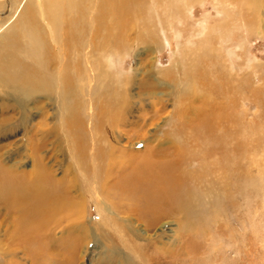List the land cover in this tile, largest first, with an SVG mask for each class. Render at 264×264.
<instances>
[{
	"label": "rangeland",
	"instance_id": "rangeland-1",
	"mask_svg": "<svg viewBox=\"0 0 264 264\" xmlns=\"http://www.w3.org/2000/svg\"><path fill=\"white\" fill-rule=\"evenodd\" d=\"M19 1L0 0V24L12 13L9 24L18 21L27 0L15 12ZM128 1L147 4L127 31L132 51L103 59L110 85L108 77L94 80L92 100L76 101L70 116L57 92L23 100L0 88L4 167L27 178L45 161L55 179L74 184L69 196L83 203L81 211L63 212L70 214L45 244L30 245L26 256L0 254V264H264V0ZM142 33L146 42L138 43ZM187 80L196 91L181 85ZM81 88L79 82V96ZM117 88L131 107L114 125L108 94ZM69 119L78 126L68 127ZM182 142L185 165L174 161ZM100 149L104 160L97 162ZM153 150L164 170L183 165L186 200L170 190L160 200L151 190L116 191L122 176L111 173L104 183L97 178L141 166ZM147 163L149 172L157 166ZM164 170L171 181L174 174ZM18 218L0 199L1 253L19 230Z\"/></svg>",
	"mask_w": 264,
	"mask_h": 264
},
{
	"label": "bare ground",
	"instance_id": "bare-ground-1",
	"mask_svg": "<svg viewBox=\"0 0 264 264\" xmlns=\"http://www.w3.org/2000/svg\"><path fill=\"white\" fill-rule=\"evenodd\" d=\"M21 1L16 2L18 3L16 5L14 4L15 12H17L16 9L21 8L19 7ZM134 1L138 3L139 0ZM249 1L251 0H245V2ZM146 5L130 4L128 0H27L24 7H22L23 11L20 9L22 14L18 12L20 18L17 22L9 24L14 18L15 13H12L13 15H9L0 24V88L5 89L6 93L19 94L23 100H30L31 97L33 98L35 95L42 93L57 92L60 101L64 103L63 110L68 114L67 117L70 116L76 109V101L84 100L87 95L92 100L91 91L94 80L100 81L104 77H108L107 84L104 85L106 87L110 85V75L112 74H109L108 70L101 69L104 65L103 59L109 57L112 53L118 54L120 57L127 53L130 54L134 44L130 40L128 41L127 31L133 28V18L139 13V10L140 13L143 12ZM244 5L250 10L256 6L252 4ZM16 20L15 18L14 21ZM140 37L141 41L138 43H145L147 36L142 33ZM190 59L192 61L198 60L195 56ZM166 73L167 75L170 74L169 72ZM79 82L82 87L80 90L83 92L82 96H79L76 91ZM145 85L147 87L151 86V82L146 81ZM181 85L187 91H196L194 82L187 80L185 84L181 83ZM112 90L114 91H110L108 95L112 97L115 104L114 107L110 100V107L115 111L111 123L115 125L116 122L117 124L121 123L117 115L120 114L122 117V114H125L131 105L126 98H121L119 88ZM125 91H128L126 85ZM5 120L3 119V121ZM68 121V127L78 126V123L74 125L70 122V119ZM80 149L84 150L83 146H79ZM98 151L95 160L100 162L104 160L105 150L100 149ZM185 151L186 147L182 142V145H178L174 155L176 163H184L185 165L188 157L187 152L184 154ZM147 153L145 154L147 155ZM81 154H84V151ZM152 155L153 158L148 155L141 166H139L140 164L136 166L130 164L133 167L127 169L126 172L122 169L114 171L108 169L106 173L99 174L97 178L101 183H104L103 180L109 177L108 175L111 173L112 177L122 176L120 179L122 181L118 182L115 187L116 191L118 187H124L126 190L133 188V190L137 189L138 192L151 190L150 192L153 195L158 196V198L155 197V200H160L166 198L164 192L170 190L175 198L179 194L177 196L180 197L179 199L186 200L190 195L188 191L186 197V184H188L190 178H185L186 171L182 168L183 165L180 168H178V165L173 168L169 167L171 169L167 171L163 169L166 162L164 164L161 159L155 158V150H153ZM40 159L42 160L43 157H40ZM150 160L157 164L154 170L151 169V172L148 171L145 164ZM44 162H37L35 164L36 169L25 178L11 174V169L4 167L5 164L0 154V199L7 206V210L15 211L22 216L21 220L18 218L16 222L18 232H14L13 238L10 235L5 239L6 242L3 246L8 247H5L8 254L0 251V254L4 257L14 256L16 252H21L22 255L26 256L30 245L42 244L41 242L45 244L51 237L52 230L61 224L63 212L66 209H73L72 212H75L83 206L81 201L69 196L74 184L69 183L68 185L55 179L52 174L53 169ZM114 163H117V161L111 163V166ZM99 167L98 169H100ZM139 167L147 171L141 172ZM163 170L171 176L174 174L177 177L172 178L174 177L172 176L169 178L171 181H164ZM130 176H139L143 178V182L129 183L126 179ZM74 179L76 180V178ZM127 184L130 187H126ZM100 189L103 188L100 187ZM180 194L182 195L180 196ZM175 207L178 209L181 206L176 205ZM107 210L113 213L110 207H107ZM67 211L66 213L70 214L69 210ZM137 212L138 208L135 213ZM82 232L84 234V231ZM4 236L6 235L4 234ZM1 246L0 244V249Z\"/></svg>",
	"mask_w": 264,
	"mask_h": 264
}]
</instances>
